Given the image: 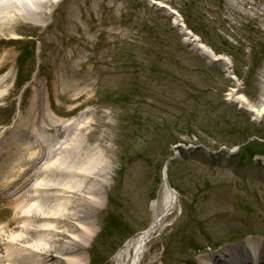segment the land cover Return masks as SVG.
<instances>
[{
    "label": "rangeland",
    "instance_id": "obj_1",
    "mask_svg": "<svg viewBox=\"0 0 264 264\" xmlns=\"http://www.w3.org/2000/svg\"><path fill=\"white\" fill-rule=\"evenodd\" d=\"M61 1L41 28L25 20L2 31L0 23V59L8 54L0 80L14 73L0 85V137L16 115L20 125L41 126L50 109L69 124L83 117L78 127L100 123L95 141L85 140L103 160V184L95 185L98 207L88 220L95 234L83 237L80 263L111 264L150 229L165 208L164 167L178 150L167 172L174 208L142 264H198L232 241L264 238V129L230 96L237 88L250 97L261 91L264 16L255 15L264 13V0H105L104 10L101 0H79V31L76 17L64 23L70 7ZM176 17L217 58L186 41Z\"/></svg>",
    "mask_w": 264,
    "mask_h": 264
},
{
    "label": "bare ground",
    "instance_id": "obj_2",
    "mask_svg": "<svg viewBox=\"0 0 264 264\" xmlns=\"http://www.w3.org/2000/svg\"><path fill=\"white\" fill-rule=\"evenodd\" d=\"M62 1L65 6L70 7L64 23L73 22L71 16L76 17V12L85 11L77 4L79 0ZM90 1L85 0L87 5ZM250 3L249 0H243L245 6ZM54 5V0H0L2 31L9 29L15 21L25 20H33L37 23L36 26L41 28L48 17L53 15L51 8ZM226 6L233 14H239V10L230 2L226 1ZM100 7L102 10L106 8L105 0L100 1ZM256 16L262 18L264 13H257ZM76 20L77 17L73 27L79 31L80 22ZM175 20L183 36L198 52L211 59L217 58L200 38L188 31L178 17ZM81 40L83 41V38ZM52 43L55 42L48 44ZM7 55L3 61L1 59V64H6ZM262 73L259 96L250 97L248 90L244 88L234 89L230 96L232 102L242 104L244 118L254 117L264 129V70ZM13 75V71H10L2 81L12 78ZM241 94H244V99ZM245 94L249 96L248 99ZM81 97L82 93H79L73 100ZM245 106H248L250 111ZM20 119L19 115L13 126H10L9 138L3 136L0 142L1 148L11 150L2 153L8 157L0 158V174L10 171L11 168L14 170L3 182L0 181V204H7L6 210L12 208V214L8 216L9 221H0V264H81V250L85 247L84 241H87V238L83 237L95 234L94 230H90L92 225L89 227L88 220L91 213L95 212V207H98L96 203L99 199L95 198L100 195L101 190L96 189L95 185L101 182L102 169L98 165L103 161L97 153L95 154V149L87 147L85 140L95 141L100 123L92 121L88 123L89 126L84 124L85 126L78 127L81 122L84 123L81 117L68 126L52 115H45L41 127L34 125L35 123L19 126ZM91 126L93 131L85 133ZM104 140L97 139L98 145L106 152L110 148L102 144ZM16 148L23 152L15 151L14 154L12 150ZM165 195V210L168 209L170 213L174 208L176 195L170 194V191L168 193L166 189ZM33 200H39L42 204L32 205ZM2 210L4 209L1 208L0 211ZM162 214H154L151 229L129 239L114 256L111 264H142L154 241L153 238L161 230ZM15 224L18 227H15ZM67 236L69 240L72 239L71 244L65 241L64 237ZM260 241L258 238H250L245 242L246 245L222 248L215 255L201 257L198 264H227L226 259L230 257L235 258L232 260L234 264L253 261L262 263L264 243ZM72 244L77 246V250L73 249ZM240 252L243 254L239 256ZM219 257V261L215 263ZM150 261L147 264H158L156 260Z\"/></svg>",
    "mask_w": 264,
    "mask_h": 264
}]
</instances>
